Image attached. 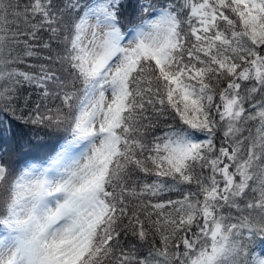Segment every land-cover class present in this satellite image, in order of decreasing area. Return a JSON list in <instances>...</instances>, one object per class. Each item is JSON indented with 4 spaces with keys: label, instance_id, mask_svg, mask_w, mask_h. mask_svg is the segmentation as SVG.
<instances>
[{
    "label": "snow or ice",
    "instance_id": "6c2138e0",
    "mask_svg": "<svg viewBox=\"0 0 264 264\" xmlns=\"http://www.w3.org/2000/svg\"><path fill=\"white\" fill-rule=\"evenodd\" d=\"M38 128L0 264H264V0H0V139Z\"/></svg>",
    "mask_w": 264,
    "mask_h": 264
},
{
    "label": "trees",
    "instance_id": "16d2710c",
    "mask_svg": "<svg viewBox=\"0 0 264 264\" xmlns=\"http://www.w3.org/2000/svg\"><path fill=\"white\" fill-rule=\"evenodd\" d=\"M22 95L30 97L29 107L39 102L37 94L32 92L31 89L22 92ZM22 106L23 100L20 101L18 107L23 111H27ZM6 119L12 120L13 118L6 117ZM60 135L62 134L49 129L38 128L31 129L19 140L8 141L7 139H0V160L8 163L12 167H19L26 160L43 158L57 143ZM261 249H264V243L258 244L257 251Z\"/></svg>",
    "mask_w": 264,
    "mask_h": 264
}]
</instances>
